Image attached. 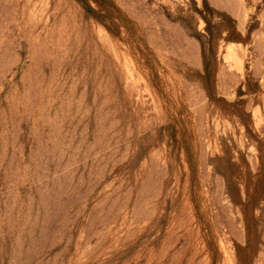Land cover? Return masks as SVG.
<instances>
[{"label": "rangeland", "instance_id": "374dc122", "mask_svg": "<svg viewBox=\"0 0 264 264\" xmlns=\"http://www.w3.org/2000/svg\"><path fill=\"white\" fill-rule=\"evenodd\" d=\"M0 264H264V0H0Z\"/></svg>", "mask_w": 264, "mask_h": 264}]
</instances>
